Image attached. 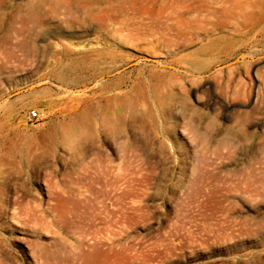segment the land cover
Masks as SVG:
<instances>
[{
  "label": "rangeland",
  "instance_id": "1",
  "mask_svg": "<svg viewBox=\"0 0 264 264\" xmlns=\"http://www.w3.org/2000/svg\"><path fill=\"white\" fill-rule=\"evenodd\" d=\"M263 9L0 0V264H264Z\"/></svg>",
  "mask_w": 264,
  "mask_h": 264
},
{
  "label": "bare ground",
  "instance_id": "2",
  "mask_svg": "<svg viewBox=\"0 0 264 264\" xmlns=\"http://www.w3.org/2000/svg\"><path fill=\"white\" fill-rule=\"evenodd\" d=\"M204 1H208V2H215L216 0H204ZM137 21V20H136ZM258 21H261V22H264V9L260 12V14H259V17H258ZM264 24V23H263ZM151 33V32H150ZM167 37V36H166ZM138 38V37H137ZM188 38V37H187ZM8 157V156H7ZM4 158H5V156H4ZM4 158L2 157V162L1 163H3L4 162V164H5V167H6V161H4ZM6 159V158H5ZM7 159H10V158H7ZM6 159V160H7ZM15 160V159H14ZM13 160V158H12V160L11 161H7L8 162V164L9 165H13V167H11V166H9V168L7 169V170H9L10 168H11V171L13 170L12 168H14V166H15V171H12L15 175H17V177H21V174H22V172H23V169H24V167H26V166H30V165H32V159L31 158H26V159H19V160H15L14 161ZM34 160V159H33ZM14 161V162H13ZM11 162V163H10ZM0 163V164H1ZM34 163V162H33ZM3 164V165H4ZM3 165H1L0 167H1V169L4 167ZM35 165V164H34ZM31 167V166H30ZM7 168V167H6ZM5 168V169H6ZM4 170V169H3ZM6 170V171H7ZM10 171V172H11ZM1 172V171H0ZM8 172V171H7ZM3 173V172H2ZM12 173V174H13ZM5 174V173H4ZM0 175H1V173H0ZM19 175V176H18ZM14 176V175H13ZM13 178V177H12ZM3 179V178H2ZM17 179V178H16ZM2 181V180H1ZM20 184V183H19ZM3 185V184H2ZM2 185H1V187H2ZM21 185V184H20ZM5 186V185H4ZM3 186V187H4ZM0 187V190L2 189ZM114 197H117V196H114ZM34 206L33 205H26V206H24V207H22V209H25L26 211H28V212H30V211H33V208Z\"/></svg>",
  "mask_w": 264,
  "mask_h": 264
},
{
  "label": "built area",
  "instance_id": "3",
  "mask_svg": "<svg viewBox=\"0 0 264 264\" xmlns=\"http://www.w3.org/2000/svg\"><path fill=\"white\" fill-rule=\"evenodd\" d=\"M35 117H37V113L34 110H29V112H28V118L29 119H33Z\"/></svg>",
  "mask_w": 264,
  "mask_h": 264
}]
</instances>
